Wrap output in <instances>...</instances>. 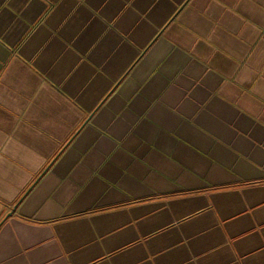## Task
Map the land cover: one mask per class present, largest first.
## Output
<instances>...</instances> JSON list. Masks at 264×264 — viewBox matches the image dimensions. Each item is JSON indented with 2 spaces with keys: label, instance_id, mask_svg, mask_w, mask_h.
Returning a JSON list of instances; mask_svg holds the SVG:
<instances>
[{
  "label": "crops",
  "instance_id": "obj_1",
  "mask_svg": "<svg viewBox=\"0 0 264 264\" xmlns=\"http://www.w3.org/2000/svg\"><path fill=\"white\" fill-rule=\"evenodd\" d=\"M0 264H264V0H0Z\"/></svg>",
  "mask_w": 264,
  "mask_h": 264
},
{
  "label": "water",
  "instance_id": "obj_2",
  "mask_svg": "<svg viewBox=\"0 0 264 264\" xmlns=\"http://www.w3.org/2000/svg\"><path fill=\"white\" fill-rule=\"evenodd\" d=\"M40 177V175L37 177V178H39ZM37 180V179H36ZM10 215V212L9 213H7L6 214V216L4 217V218H6L7 216H9Z\"/></svg>",
  "mask_w": 264,
  "mask_h": 264
}]
</instances>
